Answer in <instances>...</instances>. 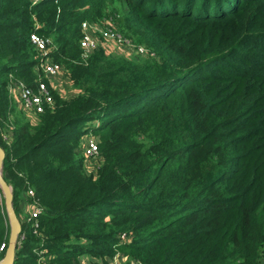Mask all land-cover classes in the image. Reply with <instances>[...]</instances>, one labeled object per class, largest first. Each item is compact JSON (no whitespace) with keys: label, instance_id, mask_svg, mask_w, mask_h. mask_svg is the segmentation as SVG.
<instances>
[{"label":"trees","instance_id":"1","mask_svg":"<svg viewBox=\"0 0 264 264\" xmlns=\"http://www.w3.org/2000/svg\"><path fill=\"white\" fill-rule=\"evenodd\" d=\"M109 14L144 56L100 47L82 59L81 22ZM32 31L76 93L49 86L53 104L27 117L9 83L37 84ZM6 129L1 172L22 235L12 264H111L117 251L143 264H264V0H0ZM28 188L36 231L22 215ZM9 229L0 190L6 246Z\"/></svg>","mask_w":264,"mask_h":264},{"label":"built area","instance_id":"2","mask_svg":"<svg viewBox=\"0 0 264 264\" xmlns=\"http://www.w3.org/2000/svg\"><path fill=\"white\" fill-rule=\"evenodd\" d=\"M80 26L82 34L79 39V45L82 59L88 58L96 49L100 47L106 49V47L110 45L119 48L120 51L126 49L133 50L134 53H137L136 55H145L147 53L146 48H143L140 43L136 44L133 39L121 33L112 22L111 17L103 22L84 20L81 22ZM29 40L37 52L39 58V67L37 68L41 69L43 75L39 74L35 87L26 85L22 81H12V83H9V92L14 91L17 94L22 109L29 113V116L34 117L36 114L42 112L45 106L53 104L54 100L49 85L41 76L46 77L47 80H51L52 77L59 74L63 67L53 60L50 55L54 47L48 37L40 35L36 31H32L29 34ZM3 138L9 142L11 140V133H3ZM80 151L85 158L86 167L89 164L90 158L98 155L97 139L93 135H85L83 141H81ZM25 197L26 200L22 203V215L25 216L27 222L31 223L33 230L36 231L38 227L37 216L41 208L34 199V191L32 188L27 189ZM30 197L32 198L31 200ZM21 236L22 235L19 233L17 243H19V238ZM119 239L122 241L130 240L125 233L120 234ZM5 248L6 243H0V253L4 251ZM110 262L111 264H143L139 259H127L125 256H120L118 254L114 255ZM36 264L48 263L39 258ZM81 264H90V262H81Z\"/></svg>","mask_w":264,"mask_h":264},{"label":"rangeland","instance_id":"3","mask_svg":"<svg viewBox=\"0 0 264 264\" xmlns=\"http://www.w3.org/2000/svg\"><path fill=\"white\" fill-rule=\"evenodd\" d=\"M109 17H112V22H113V20H115V18L112 15L108 16L107 18H109ZM133 41L136 44H139L140 43V42L136 41L135 39ZM140 44L143 46V48H145L144 47L145 45L143 43H140ZM105 50H107V52H110V53L111 52L112 53H123L124 55L131 56V57H141V56H144V55H136L137 53H134V51L133 50H130V49H128V50L126 49L124 51H120L119 48H116V47L111 46V45L110 46H107ZM80 56H81V50H80ZM59 64L63 68L61 69V71L59 72L58 75L52 77L51 80L48 79L49 86L55 88L54 90H56V92H60V94L62 96H64V97H70V96L74 95L76 92L73 90L72 84L70 82V78L71 77L69 76V71L67 69H65L66 67L64 66L63 63L60 62ZM36 71L39 74L43 75V73L41 72V69L40 68L39 69L36 68ZM0 132L1 133H7V129L6 130H1ZM85 135H93L96 139H98L97 138L98 136L96 134L94 135L92 132L87 131L82 136L81 141H83ZM87 160H89V159H87ZM98 160H99V158L97 156H94V157L90 158V160L88 162L89 164L86 166V169L88 171H91V173L96 172V167H97ZM116 254H118L120 256L121 255L122 256H125L127 259L129 258V257H127V255L129 256V254L128 253H125L126 255H124V252H122V251H117ZM116 254H114V255H116ZM80 258H82V259H80L82 262H88L89 259H90V257L88 255H82Z\"/></svg>","mask_w":264,"mask_h":264},{"label":"water","instance_id":"4","mask_svg":"<svg viewBox=\"0 0 264 264\" xmlns=\"http://www.w3.org/2000/svg\"><path fill=\"white\" fill-rule=\"evenodd\" d=\"M4 154V149L0 145V190L4 197V206L10 227L7 246L4 250L2 258L0 259V264H12L14 261L15 248L18 242V236L21 231V224L16 214V211L12 205L11 186L7 183L1 172V163L4 158Z\"/></svg>","mask_w":264,"mask_h":264},{"label":"crops","instance_id":"5","mask_svg":"<svg viewBox=\"0 0 264 264\" xmlns=\"http://www.w3.org/2000/svg\"><path fill=\"white\" fill-rule=\"evenodd\" d=\"M10 98H11V99L13 100V102H15L17 105H20V104H19V101H18V98H17V94H16L14 91L10 92ZM23 112H24V114H25L27 117H31V116H29L30 114L27 113L24 109H23ZM80 259H82V258H80ZM80 262H82V261L80 260Z\"/></svg>","mask_w":264,"mask_h":264}]
</instances>
